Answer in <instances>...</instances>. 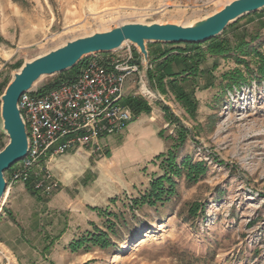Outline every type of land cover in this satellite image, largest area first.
I'll use <instances>...</instances> for the list:
<instances>
[{
	"label": "rangeland",
	"instance_id": "rangeland-1",
	"mask_svg": "<svg viewBox=\"0 0 264 264\" xmlns=\"http://www.w3.org/2000/svg\"><path fill=\"white\" fill-rule=\"evenodd\" d=\"M236 1L0 0V86L5 85L0 151L9 143L2 96L28 62L124 24L189 27ZM256 12L239 17L213 39L232 48L243 38L264 45V9ZM211 40L195 44L206 54L202 68L213 69L215 80L183 85L198 102L195 113L178 90L167 86L163 92L149 79L153 97L136 98L146 101L151 113L135 115L102 152L58 157L52 165L58 190L40 198L9 192L0 202V247L13 252L18 264H264V81L251 77L233 90L224 88L222 74L242 67L233 53L219 58L206 52ZM129 44L139 54L141 49ZM145 45L151 69L160 54L184 47ZM58 75L42 77L34 87L42 89ZM164 107L188 131L180 148L169 139L178 140V125L168 123ZM169 150L179 165L190 158L204 172L196 174V182L185 173L176 177V194L155 207L135 204L163 174L160 160L152 162ZM93 237L101 246L72 250L73 242Z\"/></svg>",
	"mask_w": 264,
	"mask_h": 264
},
{
	"label": "built area",
	"instance_id": "built-area-1",
	"mask_svg": "<svg viewBox=\"0 0 264 264\" xmlns=\"http://www.w3.org/2000/svg\"><path fill=\"white\" fill-rule=\"evenodd\" d=\"M77 78L40 93L34 86L18 102L26 125L27 156L9 171L7 192L14 186L33 183L35 190L49 194L60 181L53 162L66 154L102 152L113 135L121 134L134 121L135 114L124 104L131 88L133 98L153 97L144 55L134 53L130 44L109 57L93 54L85 58ZM131 96V95H130ZM0 264H18L15 255L0 247Z\"/></svg>",
	"mask_w": 264,
	"mask_h": 264
},
{
	"label": "trees",
	"instance_id": "trees-1",
	"mask_svg": "<svg viewBox=\"0 0 264 264\" xmlns=\"http://www.w3.org/2000/svg\"><path fill=\"white\" fill-rule=\"evenodd\" d=\"M257 14L258 13L255 12L251 15ZM257 39L252 38L251 41H247L243 38L238 43L239 45L237 44L236 48L230 47L228 45L229 43L226 44L223 41L218 42L215 39L206 43L208 45L206 52L210 53L211 56L228 58L230 54L233 53L238 67H242L235 68L222 74L221 81L226 83L224 88L233 90L234 88L241 86L243 83H248V80L251 77L256 79L259 84L264 81V51L261 50L263 44L255 45L254 42ZM177 45L184 47H177L174 50L165 51L163 54H160L161 56L151 61L153 67L152 69H149L148 76L150 80L157 83L158 88H160L163 92L166 91L167 86H169L174 92L178 90L179 93L177 95L179 99L188 101V110L191 109L192 112L195 113L198 109V102L195 99L192 100L190 98V96H192V92H187L183 85L191 83L197 85V80L200 78H203L206 81H209L210 79L215 80L213 76L214 70H205L202 68V64L206 59V54L202 51L199 44L180 43ZM176 51L177 53H174ZM84 62H86V59L79 62V64H77L73 69L59 74L57 81L43 87L39 92H48L57 88L64 82L75 80ZM211 85L212 84L209 86ZM209 86H206V88ZM4 89L5 85L0 86V97L3 94ZM124 104L129 106L138 117L141 114H150L152 110L151 106H149V104L141 98L128 97L124 101ZM163 110L167 116L168 123L173 124L175 122L178 125V128H176L178 140H175L172 137L169 139L175 143L174 146L180 148L186 142L188 131L179 122V120L169 112V108L164 107ZM161 134L162 132H160L159 135L163 138ZM168 152L169 153L167 155L163 153L156 156L155 160L152 162L156 163L160 160L159 167L163 174L151 182L149 190H147L141 196L140 201L135 204H149L155 207L159 202L168 200L171 195L176 194V177H180L183 173H185L188 181L196 182V174L201 176L204 172L202 171L203 167L199 165V168H197V165L192 164L190 158H185L181 165H179V157L177 154L170 150ZM195 170L197 171L194 172ZM25 188L31 195L40 198V192L35 190L32 182L25 185ZM90 244L101 246L102 243H100V241L95 237L83 238L73 242L71 244V248L75 251L83 246H89ZM102 246L104 247L105 245Z\"/></svg>",
	"mask_w": 264,
	"mask_h": 264
},
{
	"label": "water",
	"instance_id": "water-1",
	"mask_svg": "<svg viewBox=\"0 0 264 264\" xmlns=\"http://www.w3.org/2000/svg\"><path fill=\"white\" fill-rule=\"evenodd\" d=\"M264 9V0H238L229 5L224 11L213 16L203 27L182 30L176 26H130L102 35L77 40L64 48L47 54L44 59L23 67L8 86L2 96V119L4 131L9 138L8 145L0 151V202L7 191L5 173L17 162L27 156L29 143L26 125L21 118L18 102L21 95L42 78L61 74L73 69L83 57L93 54L109 53L123 47L125 42H131L141 49L146 64L149 55L146 42L167 44H195L211 40L219 36L225 28L239 17Z\"/></svg>",
	"mask_w": 264,
	"mask_h": 264
},
{
	"label": "bare ground",
	"instance_id": "bare-ground-1",
	"mask_svg": "<svg viewBox=\"0 0 264 264\" xmlns=\"http://www.w3.org/2000/svg\"><path fill=\"white\" fill-rule=\"evenodd\" d=\"M212 18H213V16H212V17H209L208 19H206V20H204V21H201V22H199V23H196V24H194V25H191V26H189V27H179V28H182V30H189V29L200 28V27H203V26H205L206 24H208L209 21H210ZM130 26H132V27H133V26H139V27H140V25H137V24H135V25L124 24V25H122L121 27H119V30H123V29H125V28L130 27ZM152 26H153V25H151L149 28H152ZM128 43H131V42H125V43L123 44V46L126 45V44H128ZM45 57H47V55H45V56H41V57H38L37 59L28 62L26 65H32V64H34V63H36V62H38V61L44 59ZM26 65H25V66H26ZM9 196H10V195H9V192H7L6 195H5V197L2 198V200H7V199L9 198ZM2 200H1V201H2Z\"/></svg>",
	"mask_w": 264,
	"mask_h": 264
},
{
	"label": "crops",
	"instance_id": "crops-1",
	"mask_svg": "<svg viewBox=\"0 0 264 264\" xmlns=\"http://www.w3.org/2000/svg\"><path fill=\"white\" fill-rule=\"evenodd\" d=\"M15 191H18V192H20L21 194H23L24 191H27V190H26L25 186H23V185H17L16 187H14V188L11 190L10 195H13V194L15 193ZM12 253H13V252H12Z\"/></svg>",
	"mask_w": 264,
	"mask_h": 264
}]
</instances>
